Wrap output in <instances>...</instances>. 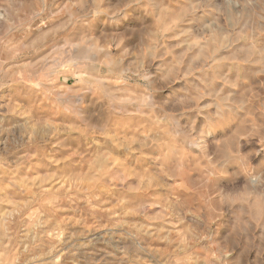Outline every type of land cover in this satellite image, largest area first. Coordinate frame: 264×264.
Here are the masks:
<instances>
[{"label": "rangeland", "instance_id": "1", "mask_svg": "<svg viewBox=\"0 0 264 264\" xmlns=\"http://www.w3.org/2000/svg\"><path fill=\"white\" fill-rule=\"evenodd\" d=\"M0 264H264V0H0Z\"/></svg>", "mask_w": 264, "mask_h": 264}, {"label": "bare ground", "instance_id": "2", "mask_svg": "<svg viewBox=\"0 0 264 264\" xmlns=\"http://www.w3.org/2000/svg\"><path fill=\"white\" fill-rule=\"evenodd\" d=\"M2 162V161H1ZM7 162V161H6ZM4 163V162H3Z\"/></svg>", "mask_w": 264, "mask_h": 264}]
</instances>
